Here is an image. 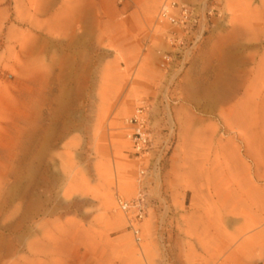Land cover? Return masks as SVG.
Segmentation results:
<instances>
[{
	"label": "rangeland",
	"instance_id": "374dc122",
	"mask_svg": "<svg viewBox=\"0 0 264 264\" xmlns=\"http://www.w3.org/2000/svg\"><path fill=\"white\" fill-rule=\"evenodd\" d=\"M260 260L264 0H0V264Z\"/></svg>",
	"mask_w": 264,
	"mask_h": 264
},
{
	"label": "built area",
	"instance_id": "2783aa9c",
	"mask_svg": "<svg viewBox=\"0 0 264 264\" xmlns=\"http://www.w3.org/2000/svg\"><path fill=\"white\" fill-rule=\"evenodd\" d=\"M168 8L170 9V5H168L167 3L162 7V16L174 22L175 19L169 15L170 13L168 12L169 10ZM141 114L142 112H140V115H136L133 118V121L135 122V127H134V133L132 135L133 137L132 139L134 141V148L137 151H141L150 142L149 134L147 133L146 130V121ZM117 203L120 210L126 214L130 213L132 210H135L136 214L134 220L130 221V226L133 230L136 239L140 241V237H139L140 230L136 229L134 225L136 221H140L145 216V204L142 195L140 194L139 197L135 199L133 202H128L122 198H118ZM256 264H264V260H260Z\"/></svg>",
	"mask_w": 264,
	"mask_h": 264
},
{
	"label": "bare ground",
	"instance_id": "6f19581e",
	"mask_svg": "<svg viewBox=\"0 0 264 264\" xmlns=\"http://www.w3.org/2000/svg\"><path fill=\"white\" fill-rule=\"evenodd\" d=\"M169 9V8H168ZM168 12L170 13V9L168 10ZM173 18V17H172ZM226 94V93H225ZM238 119V118H237ZM114 209V207L112 206V203H110V202H108V204H107V210H109V211H111V210H113Z\"/></svg>",
	"mask_w": 264,
	"mask_h": 264
}]
</instances>
